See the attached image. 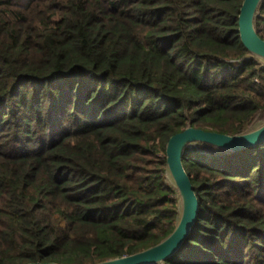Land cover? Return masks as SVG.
<instances>
[{
    "label": "trees",
    "instance_id": "obj_1",
    "mask_svg": "<svg viewBox=\"0 0 264 264\" xmlns=\"http://www.w3.org/2000/svg\"><path fill=\"white\" fill-rule=\"evenodd\" d=\"M243 2L0 0V264H97L175 230L170 138L264 122ZM182 162L199 212L162 264H264V143Z\"/></svg>",
    "mask_w": 264,
    "mask_h": 264
},
{
    "label": "water",
    "instance_id": "obj_2",
    "mask_svg": "<svg viewBox=\"0 0 264 264\" xmlns=\"http://www.w3.org/2000/svg\"><path fill=\"white\" fill-rule=\"evenodd\" d=\"M263 2L264 0H244L239 15V36L248 51L247 57L256 59L262 68H264V40L258 36L255 22ZM255 125L250 131L234 136L206 132L190 125L183 132L172 136L166 145V167L169 184L176 190L180 199V217L175 230L147 250L97 264H162L172 257L188 238L199 212L197 196L182 162L184 150L196 143L231 153L255 147L264 143V122H257Z\"/></svg>",
    "mask_w": 264,
    "mask_h": 264
}]
</instances>
